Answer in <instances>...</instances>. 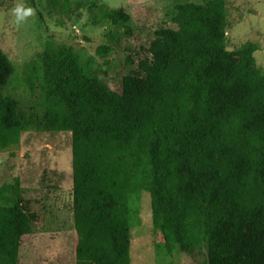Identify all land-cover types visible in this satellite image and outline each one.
Here are the masks:
<instances>
[{"label": "trees", "instance_id": "trees-1", "mask_svg": "<svg viewBox=\"0 0 264 264\" xmlns=\"http://www.w3.org/2000/svg\"><path fill=\"white\" fill-rule=\"evenodd\" d=\"M227 0L175 4L142 49L151 59L142 75L124 74L98 87L69 47L47 42L36 68L43 125L71 137L74 264H130L131 228L141 190L167 203L173 239L184 252L207 240L204 128L228 131L234 240L212 241L206 262L237 264L250 233L264 259V70L254 65L256 43L240 60L212 30L227 19ZM127 20L122 9L103 17ZM132 62L133 48L126 49ZM16 68L0 46V146L19 141L32 115L3 93ZM20 181L0 184V264H18L22 237L33 222Z\"/></svg>", "mask_w": 264, "mask_h": 264}, {"label": "rangeland", "instance_id": "rangeland-1", "mask_svg": "<svg viewBox=\"0 0 264 264\" xmlns=\"http://www.w3.org/2000/svg\"><path fill=\"white\" fill-rule=\"evenodd\" d=\"M182 1L205 0H0V46L16 68L3 93L14 96L33 117L18 142L0 146V184L19 179L33 222L32 231L22 237L18 264H74L70 132L45 129L36 78L47 42L69 47L96 86L112 87L124 74L145 73L151 56L142 46L158 27L172 24L175 4ZM20 2L33 7L35 15L17 24L11 10ZM117 9L128 19L103 17ZM227 12L224 27L212 30L211 36L237 60L244 57L245 44L256 43L254 65L264 70V0H227ZM127 48H133L132 62L126 61ZM203 132L206 203L214 208L206 219L203 248L182 251L170 231L166 201L141 190L131 228L130 264H215L206 262L209 244L235 239L228 131L206 127ZM237 264H264L257 234L250 233L241 245Z\"/></svg>", "mask_w": 264, "mask_h": 264}, {"label": "clouds", "instance_id": "clouds-1", "mask_svg": "<svg viewBox=\"0 0 264 264\" xmlns=\"http://www.w3.org/2000/svg\"><path fill=\"white\" fill-rule=\"evenodd\" d=\"M11 12L17 24H22L35 15V9L31 6H26L22 2L15 4Z\"/></svg>", "mask_w": 264, "mask_h": 264}]
</instances>
